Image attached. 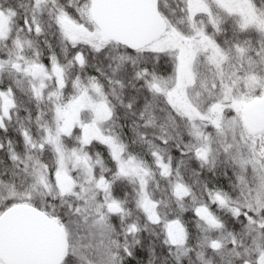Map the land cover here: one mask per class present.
I'll return each mask as SVG.
<instances>
[{"label":"snow or ice","instance_id":"snow-or-ice-1","mask_svg":"<svg viewBox=\"0 0 264 264\" xmlns=\"http://www.w3.org/2000/svg\"><path fill=\"white\" fill-rule=\"evenodd\" d=\"M0 264H264V0H0Z\"/></svg>","mask_w":264,"mask_h":264}]
</instances>
